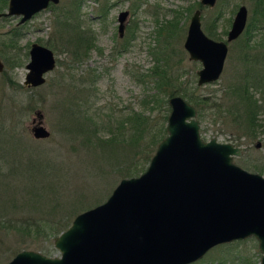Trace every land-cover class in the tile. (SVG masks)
<instances>
[{
	"label": "rangeland",
	"instance_id": "374dc122",
	"mask_svg": "<svg viewBox=\"0 0 264 264\" xmlns=\"http://www.w3.org/2000/svg\"><path fill=\"white\" fill-rule=\"evenodd\" d=\"M78 1L79 11L84 18L81 26L83 24L92 28L97 45L88 50L81 49L79 53H85L80 59L74 58L73 49L65 40L67 36L64 33L60 37L54 21L56 8H66L70 3ZM197 2L199 0H59L22 23H18L19 16H0V58L4 63V68L0 71V97L13 105V111L26 106L27 102L33 104V108L25 109L20 118L27 127L28 136L48 150L61 171V176L56 179L61 207L56 214L60 212L59 215L62 216V210L71 206L68 210L73 218L79 211L104 201L122 177L137 175L146 168L148 161L144 157V141L134 147L123 142L115 144L113 148L103 149L97 144L86 142L83 132L78 127L75 128V123L84 112L91 116L94 120V125L91 126L95 128L94 139L96 136L107 137L111 131L120 135L130 133L128 124L123 120L132 112L149 113L152 123H157L158 126L162 123V115L168 114L170 108L167 102L164 106L155 105V82L151 76L146 75L147 69L155 61L152 50L157 49L161 41L156 35L157 27L175 16L177 29L170 38L171 50L168 47L167 51L171 54V64L175 69L178 67L176 72H180L177 84L194 90L196 94L212 97L217 103H223L225 88L241 79L247 64L242 60L244 53L248 50L250 52L251 47V52L255 54L264 50V28L247 33L246 25L237 38L228 41V52L219 78L198 84L196 70L202 64L199 60L189 59L183 46L190 16L198 7ZM240 4L247 7L248 24L254 7L253 0H217L211 7L201 6L204 31L206 32V27H210L218 34L216 39H226ZM107 6V15L102 18L99 14ZM5 9L6 7L3 10ZM124 9L129 10V16L124 23L126 26L123 35L120 36L117 16ZM132 30L134 36L129 38ZM11 37H14V46H8ZM245 40L249 47L241 45ZM34 41L47 45L54 51L56 64L45 73L42 84L28 86L23 84V80L27 72L29 48ZM123 43L126 44L125 47ZM173 47L178 52L181 50L180 56L173 53ZM2 53L11 59L7 60ZM252 65L253 63H249L246 67L251 68ZM14 91L18 95L16 103L9 98ZM217 107L224 108V105ZM38 109L43 112V123L50 130V135L46 138H35L30 130L32 118ZM196 117L203 139L214 136L219 141L240 146L243 151L240 155L233 156L234 162L264 175L263 131H258L254 138L247 136L243 127L232 121V115L222 109L216 113L212 107L203 108L200 115L199 112L196 113ZM164 125L166 127V122ZM129 164L133 165L131 169ZM33 213L38 215L40 211L38 209ZM5 240L0 244V264L22 248L36 249L48 255L59 254L53 244V237L46 239L42 234L34 237L14 232ZM254 242L250 239L242 249H252ZM254 252L259 253L254 255L255 264H258L261 255L258 245ZM206 253V259L215 255L214 252Z\"/></svg>",
	"mask_w": 264,
	"mask_h": 264
},
{
	"label": "water",
	"instance_id": "95a60500",
	"mask_svg": "<svg viewBox=\"0 0 264 264\" xmlns=\"http://www.w3.org/2000/svg\"><path fill=\"white\" fill-rule=\"evenodd\" d=\"M58 1L8 0L0 16H19L22 23ZM216 1L199 3L211 7ZM247 14L239 5L226 39H216L202 28L201 7L194 9L183 46L189 59L202 64L198 84L219 78L228 41L244 30ZM127 15V9L119 12L120 35ZM55 64L49 46L32 42L23 84H42ZM168 105L167 133L146 168L122 177L104 201L76 213L53 237L59 254L22 248L2 264H190L218 244L251 236L261 253L258 264H264V175L234 162L240 146L203 139L197 109L185 97L173 94ZM30 130L35 138L50 135L39 109Z\"/></svg>",
	"mask_w": 264,
	"mask_h": 264
},
{
	"label": "trees",
	"instance_id": "16d2710c",
	"mask_svg": "<svg viewBox=\"0 0 264 264\" xmlns=\"http://www.w3.org/2000/svg\"><path fill=\"white\" fill-rule=\"evenodd\" d=\"M7 2L8 0H0V11L7 6ZM79 2L54 10L57 32L60 37H63L65 33L67 36L65 40L73 49V56L76 59L83 57L85 52L79 53L81 49L84 51L92 46L97 47L92 28L83 24L81 26L84 18L79 11ZM253 3L252 15L245 30L247 33L264 28V0H253ZM197 5L201 7L199 2ZM107 11L108 6L103 8L99 15L102 18L106 17ZM176 26L177 20L174 16L156 30V35L161 41L157 49L152 50L155 61L146 72V75L151 76L155 82L156 90L153 95L155 105L163 104L164 106L166 102L168 103L169 96L180 94L195 105L199 115L203 108L212 107L216 113L217 110L222 109L225 113L232 115V121L242 126L247 136L254 138L258 131L264 132V50L256 54L253 52V54L251 47L250 52L248 50L244 53L242 60L247 64L241 79L229 84L224 91L223 103H217L212 100V97L196 94L194 90L178 86L180 72H176L178 67L175 69L171 64V54L167 51L171 42L170 38L176 33ZM15 32L12 34L14 35ZM206 32L214 38L218 37V34L210 27H206ZM133 36L132 30L129 38ZM9 40L11 41H8V46H14V37ZM128 41L129 39L126 44ZM126 44L123 43V47ZM241 45L250 46L247 40ZM172 51L180 56L181 50L178 52L177 48L173 47ZM2 54L7 60L11 59L5 56V53ZM249 63H253L251 68L246 67ZM9 96L7 97L13 102L18 101L15 91ZM31 105H33L31 102H27L26 106L18 108L15 112L13 105L4 102V99L0 97V244H3L6 241L5 238L14 232L21 236L34 237L42 234L46 239H50L65 229L72 220L71 211L68 210L71 206L62 210V216L59 215L60 212L56 214L57 209L61 207V201L58 199L60 193L57 195L59 185L56 182V179L61 176V171L56 167V160L49 155L48 150L37 144L36 139L33 140L28 136L27 127L20 118L25 109L33 108ZM222 105L224 108L217 107ZM167 115V113L162 115L163 121L158 126L157 123H152L149 113L132 112L123 120L128 124L130 133L120 135L107 126L111 131L109 136H96L94 139L95 128L91 127L94 125V120L84 112L79 115L75 128L78 127L80 132H83L86 142L97 144L103 149L113 148L115 144L123 142L134 147L144 141V157L149 161L153 148L166 134L164 124L167 121ZM128 167L131 169L133 165L129 164ZM38 209L40 213L35 215L33 211ZM250 239L255 241L254 247L250 250L242 249V246H245ZM255 249L257 250V241L253 236L237 239L216 245L206 253L214 252L215 255L208 259L204 255L192 264H255L256 256L254 255L259 254L254 252Z\"/></svg>",
	"mask_w": 264,
	"mask_h": 264
},
{
	"label": "flooded vegetation",
	"instance_id": "af4514ba",
	"mask_svg": "<svg viewBox=\"0 0 264 264\" xmlns=\"http://www.w3.org/2000/svg\"><path fill=\"white\" fill-rule=\"evenodd\" d=\"M241 5V4H240ZM128 10V9H127ZM118 15H119V13H118ZM129 16V10H128V15L126 16V19H125V21L124 22H127V17ZM117 18H118V16H117ZM19 20V19H18ZM118 23H119V21H118ZM246 25H247V22H246ZM246 25H245V27H246ZM125 26H126V24H125ZM125 26H124V29H125ZM245 29V28H244ZM124 32V31H123ZM243 32V31H242ZM241 32V33H242ZM240 33V34H241ZM118 34H119V31H118ZM120 35V34H119ZM123 35V33L120 35V36H122ZM193 104V103H192ZM167 133V132H166ZM157 146V145H156ZM243 151V150H242Z\"/></svg>",
	"mask_w": 264,
	"mask_h": 264
}]
</instances>
